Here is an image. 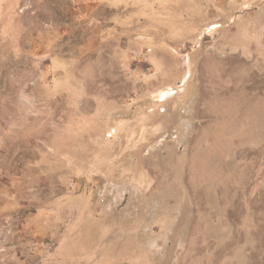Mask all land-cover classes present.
Masks as SVG:
<instances>
[{
    "label": "rangeland",
    "instance_id": "1",
    "mask_svg": "<svg viewBox=\"0 0 264 264\" xmlns=\"http://www.w3.org/2000/svg\"><path fill=\"white\" fill-rule=\"evenodd\" d=\"M0 264H264V0H0Z\"/></svg>",
    "mask_w": 264,
    "mask_h": 264
}]
</instances>
